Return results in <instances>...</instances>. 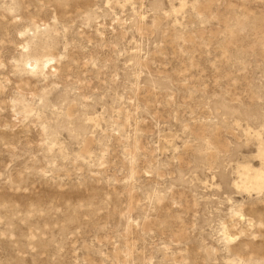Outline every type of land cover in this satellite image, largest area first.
<instances>
[{
  "label": "rangeland",
  "instance_id": "rangeland-1",
  "mask_svg": "<svg viewBox=\"0 0 264 264\" xmlns=\"http://www.w3.org/2000/svg\"><path fill=\"white\" fill-rule=\"evenodd\" d=\"M246 171L264 0H0V264H264Z\"/></svg>",
  "mask_w": 264,
  "mask_h": 264
},
{
  "label": "bare ground",
  "instance_id": "bare-ground-1",
  "mask_svg": "<svg viewBox=\"0 0 264 264\" xmlns=\"http://www.w3.org/2000/svg\"><path fill=\"white\" fill-rule=\"evenodd\" d=\"M251 173H253V172H251ZM251 173L249 171L245 172L246 180L244 182V186L246 188H255V189L264 187V174L260 173V174L253 175Z\"/></svg>",
  "mask_w": 264,
  "mask_h": 264
}]
</instances>
